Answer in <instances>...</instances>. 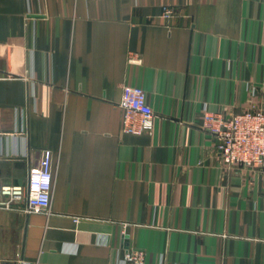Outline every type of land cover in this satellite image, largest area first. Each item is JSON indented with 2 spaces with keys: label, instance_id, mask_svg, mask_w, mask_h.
Masks as SVG:
<instances>
[{
  "label": "crops",
  "instance_id": "obj_1",
  "mask_svg": "<svg viewBox=\"0 0 264 264\" xmlns=\"http://www.w3.org/2000/svg\"><path fill=\"white\" fill-rule=\"evenodd\" d=\"M125 85L145 91L150 133L122 131ZM252 105L264 0H0L1 183L53 153L49 212L0 208V258L264 264V172L223 168L202 127L204 109Z\"/></svg>",
  "mask_w": 264,
  "mask_h": 264
},
{
  "label": "built area",
  "instance_id": "obj_2",
  "mask_svg": "<svg viewBox=\"0 0 264 264\" xmlns=\"http://www.w3.org/2000/svg\"><path fill=\"white\" fill-rule=\"evenodd\" d=\"M174 15V7L166 5L161 8V17L168 19ZM119 106L123 111L124 133L142 134L153 130L155 114L141 87L125 85ZM202 127L214 135L223 168L233 170L245 167L264 172L263 108L252 105L240 113L230 115L204 109ZM2 134L4 132L0 123ZM52 160V151L43 149L37 162L29 168L26 185H8L0 181V208L13 209L17 203L25 201L27 211L48 213L53 189ZM124 261L143 264L144 253L129 251L124 254ZM17 263L0 258V264Z\"/></svg>",
  "mask_w": 264,
  "mask_h": 264
}]
</instances>
